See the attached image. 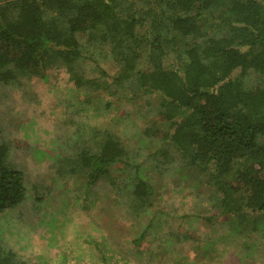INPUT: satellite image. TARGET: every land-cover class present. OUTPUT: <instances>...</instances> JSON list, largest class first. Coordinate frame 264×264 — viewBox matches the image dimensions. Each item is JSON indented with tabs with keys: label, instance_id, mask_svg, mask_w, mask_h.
Here are the masks:
<instances>
[{
	"label": "trees",
	"instance_id": "1",
	"mask_svg": "<svg viewBox=\"0 0 264 264\" xmlns=\"http://www.w3.org/2000/svg\"><path fill=\"white\" fill-rule=\"evenodd\" d=\"M110 63L118 66L112 82ZM61 64L77 87L117 102L144 98L145 123L135 149L114 131L79 125L76 147L54 157L57 174L84 176L86 190L108 180L115 197L124 192L132 217L150 214L155 191L144 178L141 144L156 143L149 157L177 153L212 189L203 219L217 210L228 223L236 219L235 229L246 220L248 228L264 226V0H0V217L28 195L23 172L9 160L1 89L48 82ZM89 65L96 76L84 71ZM102 108L116 109L112 99ZM155 220L137 229L132 223L136 254ZM165 227L173 234L167 246L186 241ZM241 248L253 252L256 244ZM100 254L103 264H116ZM0 264L24 262L0 240Z\"/></svg>",
	"mask_w": 264,
	"mask_h": 264
},
{
	"label": "rangeland",
	"instance_id": "2",
	"mask_svg": "<svg viewBox=\"0 0 264 264\" xmlns=\"http://www.w3.org/2000/svg\"><path fill=\"white\" fill-rule=\"evenodd\" d=\"M117 70L110 63L109 82ZM84 71L88 76L97 73L90 65ZM48 80L33 78L24 88L1 89V118L9 121L6 136L12 140L9 160L23 172L28 195L0 217V240L24 264H103L101 250L116 264H264V226L251 229L246 220L235 229L236 219L228 223L217 210L212 221L203 219L209 214L212 189L177 153L149 157L159 144H141L147 165L144 178L155 191L150 214L132 217L122 200L124 192L115 197L108 180L86 190L84 176L57 174L54 157L76 147L72 135L81 124L114 131L128 149L138 147L135 133L145 123L140 118L144 98L117 102L106 93L77 87L63 64ZM110 99L116 109H103ZM154 217L158 225L136 254L132 223L137 229ZM166 225L186 241L176 239L167 246L173 234H167ZM250 243L256 244V251H243L241 247Z\"/></svg>",
	"mask_w": 264,
	"mask_h": 264
}]
</instances>
